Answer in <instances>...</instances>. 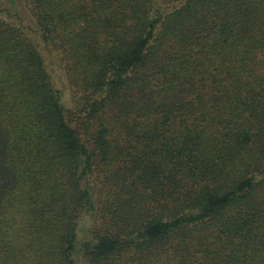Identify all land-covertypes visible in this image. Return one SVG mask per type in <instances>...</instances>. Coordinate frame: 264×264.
Returning a JSON list of instances; mask_svg holds the SVG:
<instances>
[{"label":"trees","instance_id":"trees-1","mask_svg":"<svg viewBox=\"0 0 264 264\" xmlns=\"http://www.w3.org/2000/svg\"><path fill=\"white\" fill-rule=\"evenodd\" d=\"M9 2L0 264H264V0Z\"/></svg>","mask_w":264,"mask_h":264},{"label":"rangeland","instance_id":"rangeland-1","mask_svg":"<svg viewBox=\"0 0 264 264\" xmlns=\"http://www.w3.org/2000/svg\"><path fill=\"white\" fill-rule=\"evenodd\" d=\"M9 1L10 0H5V6L3 7L6 8V11L3 12L2 10H0V18L7 19L12 22L14 21L17 22L18 20L21 19L24 25L26 26L29 25L35 29L36 27L28 18H24V16L18 17L17 15H15V11L11 10L10 8L11 7L10 4L12 2L10 3ZM9 13L10 15H8ZM43 53L46 54V51L44 50ZM46 57H47L48 64L51 65V62H52V65L50 66V70H52L53 78L55 80L57 88L62 91L65 106L67 109H71L73 107L72 100H71V91L68 86L64 70L62 69V66H61L60 55L53 52V55L49 53L48 55L46 54ZM261 59L264 60L263 57H261ZM91 226L92 224L90 220H85L84 218L83 220H80L79 241H85V238L88 235V229ZM74 259H76L77 264H82L83 257H82L80 249H78L75 252Z\"/></svg>","mask_w":264,"mask_h":264}]
</instances>
